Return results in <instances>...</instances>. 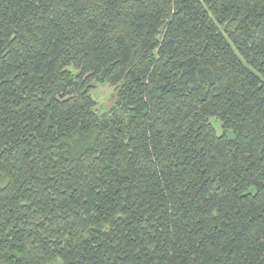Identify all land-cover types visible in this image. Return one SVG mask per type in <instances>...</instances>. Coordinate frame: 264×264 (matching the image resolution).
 Listing matches in <instances>:
<instances>
[{"label": "trees", "instance_id": "1", "mask_svg": "<svg viewBox=\"0 0 264 264\" xmlns=\"http://www.w3.org/2000/svg\"><path fill=\"white\" fill-rule=\"evenodd\" d=\"M0 264H264V0H0Z\"/></svg>", "mask_w": 264, "mask_h": 264}, {"label": "rangeland", "instance_id": "2", "mask_svg": "<svg viewBox=\"0 0 264 264\" xmlns=\"http://www.w3.org/2000/svg\"><path fill=\"white\" fill-rule=\"evenodd\" d=\"M95 86L96 87L95 89H93L94 91L92 92V95H93V98L97 102L96 110L100 114L108 113L116 102L117 96H116L115 89L108 84L98 83ZM213 123L215 127L217 128L218 134L221 135L223 132V129L221 128L220 123H218L216 119H213Z\"/></svg>", "mask_w": 264, "mask_h": 264}]
</instances>
